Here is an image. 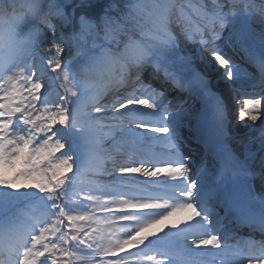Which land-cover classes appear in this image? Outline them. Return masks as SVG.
I'll list each match as a JSON object with an SVG mask.
<instances>
[{
    "label": "snow or ice",
    "instance_id": "6c2138e0",
    "mask_svg": "<svg viewBox=\"0 0 264 264\" xmlns=\"http://www.w3.org/2000/svg\"><path fill=\"white\" fill-rule=\"evenodd\" d=\"M66 7L23 0L0 31V264H264V240L218 211L264 234V195L247 183L258 156L264 169V95L237 100L239 121H260L259 147L224 151L216 174L182 151L184 102L168 99L200 97L230 138L196 62L213 58L234 93L237 80L264 93V32L251 28L264 0H117L70 33Z\"/></svg>",
    "mask_w": 264,
    "mask_h": 264
},
{
    "label": "bare ground",
    "instance_id": "6f19581e",
    "mask_svg": "<svg viewBox=\"0 0 264 264\" xmlns=\"http://www.w3.org/2000/svg\"><path fill=\"white\" fill-rule=\"evenodd\" d=\"M226 41H227L226 38L224 36H222V39L219 42V44L226 42ZM227 45H228V43H227ZM184 48H185V45L182 42L180 49L183 50ZM198 48H199V45H193V44L187 45V50L189 52H191L192 54H195ZM226 53H228L229 55H232L231 49L229 48V50ZM234 58H236L238 60V57H234ZM209 59L211 60V64L207 68H205V66L203 64H201L199 61L196 62V67L198 69L206 72L209 79L211 80V86H212L213 90L218 92L221 96L224 97V99L227 103V106H228V115L233 114L234 111L229 107L230 106V100L228 99V97H226V94L227 93L229 94V91H231L229 89L228 85L232 84V83L219 79L221 73H220V71H217L218 66H217V64L213 58H209ZM249 70L254 71L251 68ZM144 77L147 79L146 82L152 81V80H150L147 73H145ZM155 85H156V87H161V85L158 82H156ZM252 90L253 91H251V92H260L261 91V89L258 87H252ZM181 95H183L181 100L185 99V98H191V102H195L194 107H196V109L204 107L203 120H206V123L204 126H206L207 128H211V127L213 128V113H212L211 105L206 104V103L203 104V102H198L197 98L187 96L184 93L183 94L180 93L179 96H181ZM235 124H236V126H239L238 130L235 134L230 135L232 127L235 126ZM257 126H258L257 121L256 122H251V121L249 122L248 120H245V121L237 120L236 122H230L229 126H228L230 138L227 139L226 141H222L221 139L217 138L215 136L214 132L212 131V135H214V141H215L214 148H216V149L218 148V151H220V154L223 153L224 151L231 150L237 157H239L241 160H243L245 158V154H246V146H250V149L252 151H255L257 149L256 148L257 147L256 146V140L257 139L255 140L254 136H250V135H253V133L258 130ZM190 132L192 133V129L188 128L185 125L182 126L181 133H182V135H184V138L186 137V140H187L186 142H189L193 146H195L196 148L200 149V144L193 142V138L190 135ZM238 141H240L242 144L238 145L237 144ZM190 147H192V146L190 145ZM185 150H187V148L183 147L182 151L184 152ZM200 150H202V148ZM199 153H200V151H199ZM200 156L202 158V161L209 160L212 158L210 153H207L205 151L201 152ZM259 166H260V163H259V156H258L256 161L253 162V169H258ZM212 169H214V168H210V170H212ZM261 172H262V169H260L258 171V173H261ZM247 183L249 184V179L247 180ZM257 189L259 191H261V190L264 191V184L258 185ZM220 216H221V214H220ZM221 217H224V215Z\"/></svg>",
    "mask_w": 264,
    "mask_h": 264
},
{
    "label": "trees",
    "instance_id": "16d2710c",
    "mask_svg": "<svg viewBox=\"0 0 264 264\" xmlns=\"http://www.w3.org/2000/svg\"><path fill=\"white\" fill-rule=\"evenodd\" d=\"M72 4L81 3L77 8L79 16L84 15L87 18H96L98 21L102 18L107 6L110 3L117 2V0H70ZM66 2V1H65ZM67 3V2H66ZM66 11H69V5L66 7ZM65 30L68 29L64 28Z\"/></svg>",
    "mask_w": 264,
    "mask_h": 264
},
{
    "label": "clouds",
    "instance_id": "9594fccd",
    "mask_svg": "<svg viewBox=\"0 0 264 264\" xmlns=\"http://www.w3.org/2000/svg\"><path fill=\"white\" fill-rule=\"evenodd\" d=\"M23 0H0V31L6 33L14 22V13L19 12Z\"/></svg>",
    "mask_w": 264,
    "mask_h": 264
},
{
    "label": "rangeland",
    "instance_id": "374dc122",
    "mask_svg": "<svg viewBox=\"0 0 264 264\" xmlns=\"http://www.w3.org/2000/svg\"><path fill=\"white\" fill-rule=\"evenodd\" d=\"M259 2V0H258ZM251 28L255 29L257 33L259 32H264V22H262L259 18H256V20L254 22L251 21ZM74 54V51L71 53ZM66 57L70 58V53L69 50L66 49ZM186 114H184L185 117ZM190 124V123H188Z\"/></svg>",
    "mask_w": 264,
    "mask_h": 264
}]
</instances>
